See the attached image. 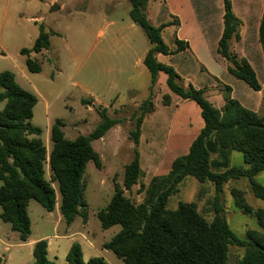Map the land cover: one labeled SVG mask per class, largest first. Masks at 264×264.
I'll use <instances>...</instances> for the list:
<instances>
[{
  "label": "rangeland",
  "instance_id": "rangeland-1",
  "mask_svg": "<svg viewBox=\"0 0 264 264\" xmlns=\"http://www.w3.org/2000/svg\"><path fill=\"white\" fill-rule=\"evenodd\" d=\"M131 8L130 0H0V72L11 70L23 88L37 95L30 124L42 129L48 152L52 147L51 128L57 120L64 122L65 137L69 139L90 134L103 120L101 112L118 120L102 138L93 141L100 154V166L88 161L83 176L87 223L79 215L68 225L64 217L59 220L62 214L59 208L49 212L37 200L29 201L28 241L49 235V258L57 264L66 263L73 242L82 245L85 260L103 256L109 264H126L103 245L121 226L103 228L98 211L109 204L116 185L124 187L126 166L136 151L143 175L130 190L125 187L124 190L135 203H141L152 178L167 174L175 158L189 151L204 126L199 104L173 93L167 86L166 73L160 71L152 86L151 73L143 62L151 44L145 30L132 20ZM221 11L222 0H150L147 8L151 24L174 23L162 32L171 51L177 48V38L190 41L189 48L168 55L159 53L158 59L175 68L184 87L192 84L204 88L205 96L216 106L224 102L217 95L222 81L237 80L249 87L227 71L226 60L217 51L215 34L208 46L200 34V27L205 24L203 17L217 18ZM194 14L198 16L196 22ZM177 18L180 25L175 24ZM42 28L48 35L49 47L30 53V58L41 66L40 71L34 72L27 68L28 55L22 50L33 48ZM145 101L153 103L149 111ZM142 114L139 144H136L132 131L136 130ZM242 164L243 153L234 150L232 165ZM46 171L50 178L48 163ZM254 179L264 184V170ZM53 184L60 205V191L57 183ZM234 188L243 192L254 210L264 207V201L254 195L247 177L230 179L221 192L212 182L187 177L170 196L167 206L175 208L181 201L195 202L199 212L211 220L217 204L235 234L249 240V230L264 231V227L255 213H245L237 207ZM0 239L9 244L5 249L0 241L2 264L34 261L33 247L21 240L20 234L1 217ZM244 252V246L230 245L228 263L239 264Z\"/></svg>",
  "mask_w": 264,
  "mask_h": 264
},
{
  "label": "trees",
  "instance_id": "trees-1",
  "mask_svg": "<svg viewBox=\"0 0 264 264\" xmlns=\"http://www.w3.org/2000/svg\"><path fill=\"white\" fill-rule=\"evenodd\" d=\"M130 1V16L145 30L151 44L143 62L151 73L152 86L160 71L166 73L167 86L173 93L199 104L204 126L189 151L175 158L169 172L152 178L141 203H135L124 190V187L130 190L143 175L139 151H136L126 166L124 187L116 185L109 204L97 213L103 228L121 226V230L103 244L104 247L126 264H229V247L234 244L245 247L239 264H264V231L249 230V240L239 238L217 204L211 220L199 212L195 202L181 201L175 208L167 206L170 196L178 191L179 184L187 177L212 182L218 192L230 179L247 177L254 195L264 201V184L254 179L264 170V117L233 98L229 85L224 87L221 108L205 96L204 88L181 85L178 72L172 65L160 61L158 54L182 51L187 42L177 39V48L171 51L162 32L167 25L174 23L155 26L148 18L150 0ZM224 10V30L217 51L228 61L229 73L259 90L261 84L254 68L231 48L232 41L241 38V21L233 11L231 0H224ZM48 47V35L42 28L33 48L22 50L28 55L26 64L30 71L41 70L39 62L30 58V53L42 52ZM37 102V95L23 88L14 72H0V217L11 224L23 241H27L31 234L29 201L37 200L49 212L55 209L57 189L54 182L60 191V211L67 224L70 225L79 215L87 222L83 176L88 161L93 160L100 166V154L93 141L102 138L118 123L117 119L101 112L103 120L90 134L69 139L65 137L64 122L57 120L51 128L52 147L48 152L42 129L30 124ZM152 105L150 101L144 102L148 111ZM143 118L144 114L139 116L137 128L132 131L136 144H139ZM234 150L243 153L244 164L232 165ZM47 163L50 178L47 177ZM233 193L237 207L245 213H255L259 224L264 227V207L254 210L240 189L234 188ZM32 253L34 261L25 264H57L49 258L47 239L35 242ZM2 262L0 256V264ZM65 264L109 262L103 256L85 260L82 245L73 242Z\"/></svg>",
  "mask_w": 264,
  "mask_h": 264
},
{
  "label": "crops",
  "instance_id": "crops-1",
  "mask_svg": "<svg viewBox=\"0 0 264 264\" xmlns=\"http://www.w3.org/2000/svg\"><path fill=\"white\" fill-rule=\"evenodd\" d=\"M231 3L235 15L241 21V26H240L241 38L238 41H232L233 43H231V48L239 57L248 60V62L251 64V66L254 68L256 72L257 78L261 84V88L259 90H255L249 85H248L249 87H246V85L241 84L240 81L237 80L227 81V82L222 81L218 75L212 74L214 78L223 82V84L220 87H218L217 95H221L223 98V88L226 85H229L231 87V96L233 98L237 99L243 106L256 111L260 116L264 117V0H231ZM224 12H225L224 0H222V11L220 12L219 15H217V18H215L212 15H206L205 17H203V21L205 24L204 26L200 27V34L202 36L204 43L207 46L210 42L209 39L213 41L214 34L215 37H217V44L219 43V40L224 30V19H223ZM194 17L196 22L198 20V16L194 14ZM219 19L222 24L220 23ZM176 25H180L179 19ZM218 27H221L219 31H218ZM184 41L187 42L185 49L189 48L190 41L186 39ZM227 65H228V61L226 60V65H225L226 69H227ZM209 91L214 92V90H209ZM223 105L224 102L217 107L221 108ZM58 208L60 209V205H58V201H57L55 209ZM59 220L60 221L63 220L62 214L60 215ZM48 236L49 235H45L38 239H33L30 241L27 240V241L29 245L33 247L35 242H37L39 239L47 238L49 244V250H50V243ZM86 239L88 240V238ZM0 241L3 245L6 246L5 247L6 249L9 245L8 242L5 239H0Z\"/></svg>",
  "mask_w": 264,
  "mask_h": 264
},
{
  "label": "water",
  "instance_id": "water-1",
  "mask_svg": "<svg viewBox=\"0 0 264 264\" xmlns=\"http://www.w3.org/2000/svg\"><path fill=\"white\" fill-rule=\"evenodd\" d=\"M57 7V6H56Z\"/></svg>",
  "mask_w": 264,
  "mask_h": 264
}]
</instances>
